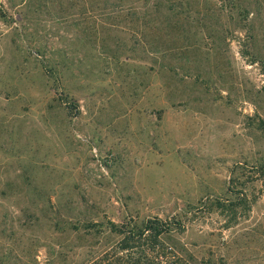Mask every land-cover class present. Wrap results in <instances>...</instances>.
I'll list each match as a JSON object with an SVG mask.
<instances>
[{
  "label": "rangeland",
  "instance_id": "374dc122",
  "mask_svg": "<svg viewBox=\"0 0 264 264\" xmlns=\"http://www.w3.org/2000/svg\"><path fill=\"white\" fill-rule=\"evenodd\" d=\"M0 5V264H88L118 239L89 222L154 216L186 224L183 264H264V180L233 227L201 209L264 159V0H195L176 73L103 54L135 38L99 0Z\"/></svg>",
  "mask_w": 264,
  "mask_h": 264
},
{
  "label": "trees",
  "instance_id": "16d2710c",
  "mask_svg": "<svg viewBox=\"0 0 264 264\" xmlns=\"http://www.w3.org/2000/svg\"><path fill=\"white\" fill-rule=\"evenodd\" d=\"M91 1L96 4L98 0ZM99 1L106 9L109 23L104 28L116 30L112 28H117L118 22H123L131 27L135 38L132 45L120 40H115L114 46L105 42L102 53L117 61L121 56L129 61L132 55L123 52V49L136 51L142 48L145 52L146 45H149L152 54L160 59L156 63L157 73L183 72V58H188L190 53L197 51L191 42L183 47V37L187 40L192 37L190 32L195 22L208 27L206 17L192 14L195 0H144L146 6L143 10L138 8L135 0ZM2 7L0 5V18L7 21ZM250 171L251 176H246L245 173L232 169L233 176L227 191L230 197L213 196L202 202L201 209L226 215L224 228L237 225L245 215L243 213L251 210L253 200L247 192V183L264 180V159L253 165ZM235 185L240 188L236 189ZM86 230L97 237L103 233L118 237L106 252L91 259L88 264H183V260L175 254V242H171L174 233L181 234L186 230V224L181 220H165L159 216L130 217L121 223L113 220L89 222Z\"/></svg>",
  "mask_w": 264,
  "mask_h": 264
}]
</instances>
